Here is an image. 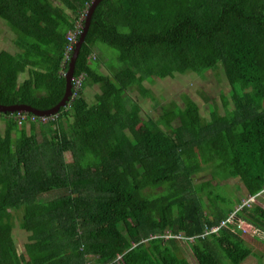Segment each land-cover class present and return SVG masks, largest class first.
<instances>
[{
    "label": "trees",
    "instance_id": "1",
    "mask_svg": "<svg viewBox=\"0 0 264 264\" xmlns=\"http://www.w3.org/2000/svg\"><path fill=\"white\" fill-rule=\"evenodd\" d=\"M91 2L0 0L16 49H0V105L60 101L66 35ZM102 45L117 51L114 74L100 71ZM216 68L230 88L222 113L210 103L203 118L181 94L156 118L141 115L148 79ZM80 74L76 95L45 121L0 111V264H190L179 242L197 264L252 255L238 223L264 233V207L244 204L264 191V0H100ZM206 169L242 192L195 183Z\"/></svg>",
    "mask_w": 264,
    "mask_h": 264
},
{
    "label": "rangeland",
    "instance_id": "2",
    "mask_svg": "<svg viewBox=\"0 0 264 264\" xmlns=\"http://www.w3.org/2000/svg\"><path fill=\"white\" fill-rule=\"evenodd\" d=\"M10 29L6 26L5 22L0 18V49H5L9 52H13L15 49L12 43L13 35ZM104 48L103 56L106 62L101 65L100 71L114 74L116 67L110 62L117 54V51L113 48H108L102 45ZM94 54L92 55V57ZM94 58V57H93ZM26 74L20 73L19 80H21ZM144 86L149 90L152 98H142L138 95L137 102L139 103V108L141 115L151 116L156 118L161 112L160 107L167 104L169 101L180 100L181 94H186L192 98L198 105L199 111L203 118L209 117V104L215 105L220 113H222L224 103L227 104V99L229 98V85L227 84L221 70L219 68L208 70L202 75L197 74H181L174 78H150L145 83ZM98 91V86L87 87L84 91L87 99L93 101L94 93ZM136 93H132V97L136 99ZM16 114L18 111H15ZM4 121L0 119V132L4 131ZM65 160H70V155L68 152L64 153ZM201 171L193 176L194 182L199 183L204 180H209L211 182L210 189H214L217 186L224 187L226 184L225 191L229 192L231 189L235 192L237 186L241 187L240 183L235 179H230L221 176H212L209 171ZM242 191H237L234 194L240 193ZM256 203L264 207V191L257 195L256 197H251L244 201V204ZM239 228L242 230V236L247 240L248 244L251 246L253 254L249 255L242 264H264V233L254 229L247 223L239 222ZM19 235L16 237V248L18 251L21 250L24 240L25 233L19 228ZM169 232V231H167ZM181 254L189 261L190 264H197L196 260L192 256L186 242H179Z\"/></svg>",
    "mask_w": 264,
    "mask_h": 264
},
{
    "label": "water",
    "instance_id": "3",
    "mask_svg": "<svg viewBox=\"0 0 264 264\" xmlns=\"http://www.w3.org/2000/svg\"><path fill=\"white\" fill-rule=\"evenodd\" d=\"M100 0H92L91 4L89 5V7L86 9V13H85V17L83 20V26H82V32L80 33V35L77 38V41L75 43L73 52L70 56L69 62H68V68L66 71V76H65V88H64V93L62 98L60 99V101L54 105L52 108L47 109V110H36L30 106L27 105H0V111H25V112H31L33 114L36 115H46V114H52L58 111L60 106H63L65 104V102L68 99V96L70 95V87H71V78L73 75V71H74V64H75V60L76 57L78 55L79 52V48L84 40V36L86 34L89 22H90V17L91 14L95 8V6L97 5V3Z\"/></svg>",
    "mask_w": 264,
    "mask_h": 264
},
{
    "label": "built area",
    "instance_id": "4",
    "mask_svg": "<svg viewBox=\"0 0 264 264\" xmlns=\"http://www.w3.org/2000/svg\"><path fill=\"white\" fill-rule=\"evenodd\" d=\"M85 13H86V10L83 12L80 19L76 22L74 29L72 31L68 32L66 35L67 44H66L65 49H64V58H63L62 64L65 61L69 62V59H70V56L73 52L77 38L80 35V33L82 32V26H83L82 20H84ZM66 71L67 70H60V74H62L65 77ZM82 79H83V74H80V75H77L76 77L71 78V80H72V84H71L72 85V92H70L71 99L76 95V91H77ZM40 116H41L42 121H45V119L48 118V116H46V117L44 115L43 116L40 115ZM16 117L17 118L26 117L25 112L18 111L16 114ZM31 119H34V117L31 116ZM229 221H231V217L229 218ZM216 228L217 227H211L210 230L214 231ZM168 236H172V235L169 232L165 233V237H168ZM175 237H179V236L177 235ZM118 258H120V255H117V259ZM87 264H93V263L87 262Z\"/></svg>",
    "mask_w": 264,
    "mask_h": 264
},
{
    "label": "clouds",
    "instance_id": "5",
    "mask_svg": "<svg viewBox=\"0 0 264 264\" xmlns=\"http://www.w3.org/2000/svg\"><path fill=\"white\" fill-rule=\"evenodd\" d=\"M23 112H25V111H23ZM33 114V113H32ZM170 233V232H169Z\"/></svg>",
    "mask_w": 264,
    "mask_h": 264
},
{
    "label": "crops",
    "instance_id": "6",
    "mask_svg": "<svg viewBox=\"0 0 264 264\" xmlns=\"http://www.w3.org/2000/svg\"><path fill=\"white\" fill-rule=\"evenodd\" d=\"M15 50H16V49H14V51H15ZM14 51H13V52H14Z\"/></svg>",
    "mask_w": 264,
    "mask_h": 264
}]
</instances>
